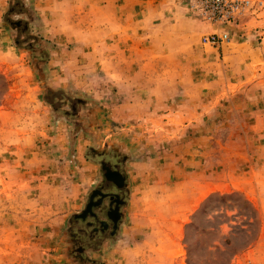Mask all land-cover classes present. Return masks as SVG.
Segmentation results:
<instances>
[{
    "label": "rangeland",
    "instance_id": "374dc122",
    "mask_svg": "<svg viewBox=\"0 0 264 264\" xmlns=\"http://www.w3.org/2000/svg\"><path fill=\"white\" fill-rule=\"evenodd\" d=\"M168 1L181 21L166 42L180 45L183 54L173 62L175 69L163 70L160 81H173V75L186 82L195 77L233 81L242 60L237 54L225 55L228 49L235 53L238 47L247 51L264 43V0H229L215 14L205 13L201 0ZM45 19L37 0L0 4V264L105 263L113 245L102 247V243L117 238L118 229L108 228L113 219L96 204L118 188L109 183L104 165H119L125 176L130 170L143 188H151L155 179L146 175L161 169L156 156L191 138V142L211 143L214 168L211 188L199 191L196 210L181 230L183 263L264 264L249 254L243 256L259 241L264 226L259 204L246 194L252 189L253 175L263 179L259 188L264 190V117H235L231 105L214 103L206 139L201 134H175V128L160 133L161 119L155 114L140 119L148 121L142 130L134 118H127L125 103L110 81L102 80L101 72L78 71L77 55L70 53L74 43L45 35ZM17 20L23 25H14ZM212 34L227 37L217 45L205 43L204 36ZM52 52L66 57L65 71L49 70ZM259 72L256 81H264V70ZM47 88L64 91L62 101L57 100L59 107L42 99ZM192 91L199 93L196 86ZM68 97L81 101L75 110ZM188 105L184 109L191 108ZM165 121L172 125V119ZM236 143L250 154L233 150ZM125 186L124 204L127 182ZM96 190L100 196L84 215ZM57 213L64 214L60 222L52 221ZM49 221L58 227L46 234L40 225ZM102 223L108 226L104 231Z\"/></svg>",
    "mask_w": 264,
    "mask_h": 264
},
{
    "label": "crops",
    "instance_id": "0c3cea01",
    "mask_svg": "<svg viewBox=\"0 0 264 264\" xmlns=\"http://www.w3.org/2000/svg\"><path fill=\"white\" fill-rule=\"evenodd\" d=\"M4 1L0 0V4ZM37 8L46 16L45 35L60 38L62 43H74L70 53L77 55L74 63L78 71L91 75L93 71L101 72L102 80L110 81L109 85L125 103L127 118H134L142 130L148 121L140 119L155 114L161 119V123H157L160 133L175 128V134L177 131L201 134L206 139L204 137L210 135L207 123L212 117L214 103L231 105L234 108L231 114L235 117H264V81H256L261 76L259 71L264 70L263 42L262 46H249L247 51L242 47L236 48L235 53L228 49L225 55L234 57L232 54H237L238 60H242L233 81H205L206 78L193 77V81L186 82L179 81L183 76L176 75L173 81H160L163 70L175 69L173 62L183 54L180 45L166 42L181 21L176 7L174 9L168 0H37ZM51 54L49 70L65 71L66 57ZM191 73L193 76L194 71ZM260 85L263 89H258ZM195 86L199 93L192 91ZM185 103L191 108L184 109ZM199 103L203 105L198 106ZM166 118L172 119L171 126L167 125ZM198 128L202 130L199 133ZM191 140L156 156L154 161L160 162L161 169L158 168L154 175H146L155 179L151 188H143L137 176L133 177L127 170V202L118 215L117 238L102 243V247L113 245L112 253L107 252L110 256L103 259V264H184V258L179 256L181 230L196 210L201 197L199 191L202 187L211 188L214 168L211 143L207 141L206 145V141L203 144ZM234 146L237 147H232L233 150L250 154L246 146L237 143ZM198 154L204 157L200 159ZM241 155L243 157L239 153L237 156L241 158ZM168 181L175 183L174 186H169ZM261 181L260 176L253 175L249 180L252 189L246 194L254 204H259L256 206L264 214ZM63 216L58 214L52 221L60 222ZM52 221L40 225L46 234L50 228L58 227ZM46 226L49 229H45ZM248 254L255 260H264V226L259 241L243 256Z\"/></svg>",
    "mask_w": 264,
    "mask_h": 264
},
{
    "label": "flooded vegetation",
    "instance_id": "af4514ba",
    "mask_svg": "<svg viewBox=\"0 0 264 264\" xmlns=\"http://www.w3.org/2000/svg\"><path fill=\"white\" fill-rule=\"evenodd\" d=\"M110 168H115L116 171L111 172ZM103 170H106V175L109 183L110 181L111 182L115 181L117 183L116 185L118 189H114L108 196L102 195L99 202H97L98 204L96 205H99L98 207L102 213L104 211L108 212V215L111 217V219H113L112 220L113 223L109 227L106 226L105 223H102L103 231L105 230V227H108L109 229L111 227L112 231H115L116 229H118L119 218L117 214H113L111 212V208L116 206L117 211L119 212L121 211V206L124 204L123 191H124V187H126L125 184L127 181L126 180L127 176L123 175L119 165H115V167H110L109 165L106 164L104 165ZM95 196L96 197L100 196L97 190L93 192V196H92L93 198L89 201L84 215H86L90 211V208L93 207V205H95L93 201V199L96 198Z\"/></svg>",
    "mask_w": 264,
    "mask_h": 264
},
{
    "label": "built area",
    "instance_id": "2783aa9c",
    "mask_svg": "<svg viewBox=\"0 0 264 264\" xmlns=\"http://www.w3.org/2000/svg\"><path fill=\"white\" fill-rule=\"evenodd\" d=\"M229 0H201L203 10L205 13H220L223 8L229 4ZM227 35H205L203 40L205 43L217 45L218 43L226 40Z\"/></svg>",
    "mask_w": 264,
    "mask_h": 264
},
{
    "label": "trees",
    "instance_id": "16d2710c",
    "mask_svg": "<svg viewBox=\"0 0 264 264\" xmlns=\"http://www.w3.org/2000/svg\"><path fill=\"white\" fill-rule=\"evenodd\" d=\"M11 6L13 7L15 5L11 4ZM14 25H16L17 27H20L23 25V23L21 20H17L16 22H14ZM41 58L44 59V57L40 55V60ZM63 92L64 91L62 90H54L51 88H47V91L46 93L43 94L42 99L45 100V102H47L49 105H52L54 108H56V107H59V105H57V100L62 101ZM68 99L69 101L72 102L73 105L76 104L73 106V110H75V108L78 107V103L81 102L78 98L68 97Z\"/></svg>",
    "mask_w": 264,
    "mask_h": 264
},
{
    "label": "water",
    "instance_id": "95a60500",
    "mask_svg": "<svg viewBox=\"0 0 264 264\" xmlns=\"http://www.w3.org/2000/svg\"><path fill=\"white\" fill-rule=\"evenodd\" d=\"M111 184H113V185H116L117 183L115 182V181H113V182H111ZM117 186V185H116ZM108 193H106V195H107ZM111 212L113 213V214H120L121 215V211L119 212V211H117V209H116V206H114V207H112L111 208Z\"/></svg>",
    "mask_w": 264,
    "mask_h": 264
}]
</instances>
